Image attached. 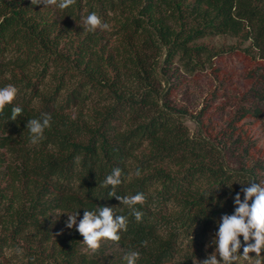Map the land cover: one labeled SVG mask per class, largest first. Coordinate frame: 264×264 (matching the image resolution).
Returning a JSON list of instances; mask_svg holds the SVG:
<instances>
[{"label":"trees","instance_id":"trees-1","mask_svg":"<svg viewBox=\"0 0 264 264\" xmlns=\"http://www.w3.org/2000/svg\"><path fill=\"white\" fill-rule=\"evenodd\" d=\"M92 12L108 30H86ZM224 54L242 66L240 98L226 127L202 122L203 108L191 135L172 93L204 70L228 85L214 64ZM9 84L18 94L0 114V264H127L131 252L136 264H197L235 194L264 180L245 127L264 116V0H76L66 10L0 0V88ZM44 113L50 127L32 145L27 121ZM117 167L116 195L146 196L140 222L101 187ZM103 206L129 223L96 253L53 224Z\"/></svg>","mask_w":264,"mask_h":264},{"label":"clouds","instance_id":"clouds-1","mask_svg":"<svg viewBox=\"0 0 264 264\" xmlns=\"http://www.w3.org/2000/svg\"><path fill=\"white\" fill-rule=\"evenodd\" d=\"M33 5L43 4L44 7L54 6L59 10H66L76 3V0H31ZM83 24L87 31L95 32L97 29L106 31L109 25L104 23L95 12L83 18ZM18 94V89L14 85H6L0 88V114H3L6 106L13 104ZM23 109L15 106L11 109L12 121H16L22 114ZM51 117L49 114H42L41 119H31L27 121L26 127L30 133V143L39 144L44 139L45 129L50 127ZM77 161L80 157L76 158ZM140 175L139 170L135 173ZM122 170L114 168L101 184V187L111 186L109 195L114 197L120 204L130 209V215L140 222L143 213L137 210V205L146 203V196L138 192L131 196H117L115 189L121 185ZM243 200L241 193H236L233 198L234 212L231 215L224 214L218 223V231L212 241L214 252L197 264H264V186L256 183L251 178L249 182L242 186ZM211 193L208 194V196ZM207 196V198H208ZM78 212L67 215L66 228L76 227V231L83 237V244L86 249L96 253L101 243L110 241L118 243L121 233L126 232L129 219L125 215H117L113 207H99L98 211L84 210L82 219L77 224ZM146 245V242H144ZM242 248L243 254H239ZM22 255V249L16 250ZM250 253L255 256L250 257ZM139 253L131 252L124 259L127 264H136Z\"/></svg>","mask_w":264,"mask_h":264},{"label":"rangeland","instance_id":"rangeland-1","mask_svg":"<svg viewBox=\"0 0 264 264\" xmlns=\"http://www.w3.org/2000/svg\"><path fill=\"white\" fill-rule=\"evenodd\" d=\"M214 46L221 44H230L232 40L224 37H215L209 40ZM216 66L222 67L221 73L228 75L229 84L225 86L220 85L217 79L214 80L213 76L208 70L199 71L191 76H182L181 85L172 93V101L177 109L183 110L182 121L189 129L190 134H195L196 125L194 124L198 113L204 108V115L201 117L202 122L211 123L215 130L226 127L230 114L236 106L240 96L238 94L242 91L241 69L242 66L236 59L229 54H224L220 58L214 61ZM226 80L225 78H222ZM216 91L213 94V99H210L212 91ZM200 120V121H201ZM197 121V120H196ZM245 127L249 129L256 141L257 147L264 155V116L256 122H247ZM259 184L264 185V180H260ZM67 214H58L55 217L54 223L57 227V231H67L66 228ZM79 221H77V224ZM72 229H76L73 226ZM213 234V232H212ZM209 238L204 242V248L202 251L203 256L197 261H202L206 256L214 252L213 239ZM207 242V243H206ZM81 249L86 251V246L83 244V237H81Z\"/></svg>","mask_w":264,"mask_h":264}]
</instances>
